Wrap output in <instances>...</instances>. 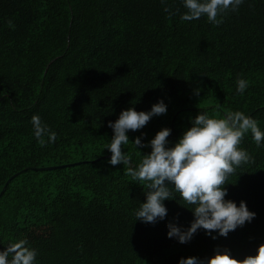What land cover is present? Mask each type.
I'll return each instance as SVG.
<instances>
[{"label": "trees", "instance_id": "1", "mask_svg": "<svg viewBox=\"0 0 264 264\" xmlns=\"http://www.w3.org/2000/svg\"><path fill=\"white\" fill-rule=\"evenodd\" d=\"M185 10L182 0H0V248L27 238L37 264H178L217 248L243 259L264 244V145L250 133L242 146L254 160L225 187L256 216L226 237L201 228L186 243L169 238V221L186 228L194 219L179 193L164 201V220H136L146 182L107 163L108 121L161 98L167 112L130 130V140L167 126L175 143L203 110L239 109L264 128V0H244L219 25L181 20ZM238 76L250 82L244 94ZM34 113L57 132L55 143L36 140ZM123 147L140 161L131 141Z\"/></svg>", "mask_w": 264, "mask_h": 264}, {"label": "clouds", "instance_id": "2", "mask_svg": "<svg viewBox=\"0 0 264 264\" xmlns=\"http://www.w3.org/2000/svg\"><path fill=\"white\" fill-rule=\"evenodd\" d=\"M244 0H182L184 12L180 19L198 20L201 17L216 25L222 23L228 12H237ZM165 11H169L165 6ZM249 80L243 76L236 79V92L244 94ZM199 94L200 89H195ZM167 104L161 98L148 110L128 107L121 110L114 121L109 120L112 129L110 142L106 145L111 153L107 163L128 165L126 172L133 180L146 182L145 200L135 210L136 220L156 223L164 220L168 213L164 201L176 199L179 193L194 216L190 226L183 227L176 222L167 223V236L180 243L190 241L201 228L205 234L216 239L227 236L231 230L251 222L256 213L249 210L247 203L226 198L228 178L243 164L254 160L253 155L242 146L244 137L250 133L256 145H264V128L251 114L242 110H229L221 116L210 115L203 110L190 118L191 126L186 128L175 143L168 137L172 129L162 127L147 142L141 133L130 140L129 131L142 129L155 115L165 114ZM33 135L41 146L56 142L57 132L44 122L38 113L31 117ZM132 145L141 158L133 162L124 145ZM150 147L149 152L140 149ZM104 148V149H105ZM181 204V203H180ZM187 205V206H186ZM215 232V234H213ZM38 250L27 238L17 239L0 248V264H37ZM178 264H264V244L259 245L254 255L237 259L227 248H217L207 260L197 257H181Z\"/></svg>", "mask_w": 264, "mask_h": 264}, {"label": "water", "instance_id": "3", "mask_svg": "<svg viewBox=\"0 0 264 264\" xmlns=\"http://www.w3.org/2000/svg\"><path fill=\"white\" fill-rule=\"evenodd\" d=\"M73 164V163H72ZM62 166H65L64 164L63 165H59V166H45V167H30L32 169H52V168H55V167H62ZM17 173H15L13 175V177L16 175ZM5 188H6V185L3 186V188L1 189L0 191V196L2 195V193L5 191Z\"/></svg>", "mask_w": 264, "mask_h": 264}]
</instances>
